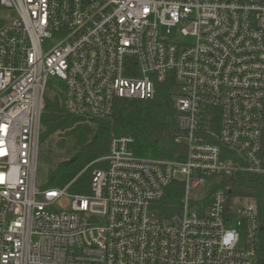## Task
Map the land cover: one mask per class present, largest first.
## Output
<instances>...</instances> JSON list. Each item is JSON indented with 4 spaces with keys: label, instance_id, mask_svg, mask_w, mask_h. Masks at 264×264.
<instances>
[{
    "label": "built area",
    "instance_id": "obj_1",
    "mask_svg": "<svg viewBox=\"0 0 264 264\" xmlns=\"http://www.w3.org/2000/svg\"><path fill=\"white\" fill-rule=\"evenodd\" d=\"M0 6L17 15L0 20V264H255L258 203L222 183L264 173V0ZM167 83L182 157L140 156L121 135L88 193L36 184L49 87L66 113L104 119Z\"/></svg>",
    "mask_w": 264,
    "mask_h": 264
},
{
    "label": "trees",
    "instance_id": "obj_2",
    "mask_svg": "<svg viewBox=\"0 0 264 264\" xmlns=\"http://www.w3.org/2000/svg\"><path fill=\"white\" fill-rule=\"evenodd\" d=\"M177 86L161 85L152 101L118 100L112 116L104 119H86L64 111L61 95L45 101L42 115V133L45 139L58 136L64 152L58 166L49 174L51 187H64L76 194L90 191L93 174L104 166V157L113 137L129 135L135 139V151L140 156L154 158L182 157L184 150L175 141L177 135L174 98ZM93 122L94 127L89 123ZM181 153V154H180ZM233 196L253 198L259 207L260 229L256 263L264 264V173L242 172L230 180ZM180 182L171 184L160 205L170 214L182 197Z\"/></svg>",
    "mask_w": 264,
    "mask_h": 264
},
{
    "label": "rangeland",
    "instance_id": "obj_3",
    "mask_svg": "<svg viewBox=\"0 0 264 264\" xmlns=\"http://www.w3.org/2000/svg\"><path fill=\"white\" fill-rule=\"evenodd\" d=\"M16 13L13 11V9H8L5 7L0 6V20H4L6 23H11L13 19L16 18ZM186 41H192L190 38L184 39ZM55 81L52 80L51 83H54ZM48 97L54 96L55 92L52 91V88L49 87L47 91ZM89 123L92 127H94L93 122H85ZM43 135V133H42ZM41 135L40 138V151L38 156V164H37V173H36V184L40 187H49V174L52 170H54L59 162L61 161V157L64 154V152L61 150L62 148L59 145L58 142V136L55 135L51 138L45 139L44 136ZM100 158L98 159V161ZM71 192V191H70ZM89 222L91 224H99L102 222V218L100 216H92L89 219ZM245 221L242 219V223L237 226L241 236L244 235L245 231Z\"/></svg>",
    "mask_w": 264,
    "mask_h": 264
}]
</instances>
